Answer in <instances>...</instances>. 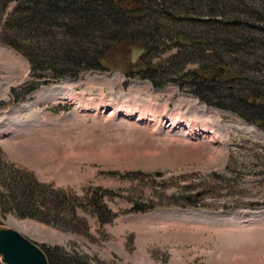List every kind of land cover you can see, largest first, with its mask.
Masks as SVG:
<instances>
[{
    "label": "rangeland",
    "instance_id": "374dc122",
    "mask_svg": "<svg viewBox=\"0 0 264 264\" xmlns=\"http://www.w3.org/2000/svg\"><path fill=\"white\" fill-rule=\"evenodd\" d=\"M176 19L159 18L166 49L133 63L128 45L76 77L32 72L0 40V229L93 264H264V129L173 80L186 49L170 37L191 30ZM240 57L229 59L244 85L264 81L263 61ZM198 61L195 53L184 66ZM19 183L51 219L59 205L69 227L20 217L11 195Z\"/></svg>",
    "mask_w": 264,
    "mask_h": 264
},
{
    "label": "trees",
    "instance_id": "16d2710c",
    "mask_svg": "<svg viewBox=\"0 0 264 264\" xmlns=\"http://www.w3.org/2000/svg\"><path fill=\"white\" fill-rule=\"evenodd\" d=\"M0 1V21L8 5L16 1L3 25L1 42L24 54L32 72L48 70L52 78L57 79L76 77L85 69H99L102 60L128 45L146 48L144 55L157 47L166 49V42L156 39L165 29L159 18L177 20L181 17L179 21H187L188 28L197 35L191 30H178L170 37L176 45L186 49L174 57L177 63H173V67L176 71L183 69L173 80L180 86H189L205 103L232 110L264 129V81H260L261 84L259 79H254L244 85L245 77L229 59L238 54L242 56L239 63H247L255 57L257 65L262 61L264 64V54L256 53L260 47L264 50V0ZM189 9L194 13L186 14ZM182 10L185 15H178ZM200 27L203 29L196 30ZM195 53L199 54L198 66L186 69L184 65ZM38 77L45 76L39 74ZM146 78L154 82L150 74ZM17 185L11 195L20 217L69 227L71 220L60 216L59 205L53 208L58 213L51 219L50 209L41 210L40 203L30 200L32 187L28 184L20 189L21 184ZM52 192L56 197L74 198L64 190ZM70 214L76 215L73 207ZM73 230L79 229L75 226ZM41 247L50 264H93L87 255L74 249L47 244Z\"/></svg>",
    "mask_w": 264,
    "mask_h": 264
},
{
    "label": "water",
    "instance_id": "95a60500",
    "mask_svg": "<svg viewBox=\"0 0 264 264\" xmlns=\"http://www.w3.org/2000/svg\"><path fill=\"white\" fill-rule=\"evenodd\" d=\"M146 51L131 49L132 62ZM0 256L5 264H50L45 251L33 240L12 228L0 229Z\"/></svg>",
    "mask_w": 264,
    "mask_h": 264
},
{
    "label": "bare ground",
    "instance_id": "6f19581e",
    "mask_svg": "<svg viewBox=\"0 0 264 264\" xmlns=\"http://www.w3.org/2000/svg\"><path fill=\"white\" fill-rule=\"evenodd\" d=\"M204 129H206V127H205V128H203V131H204Z\"/></svg>",
    "mask_w": 264,
    "mask_h": 264
}]
</instances>
